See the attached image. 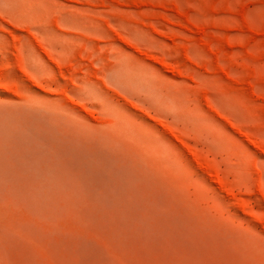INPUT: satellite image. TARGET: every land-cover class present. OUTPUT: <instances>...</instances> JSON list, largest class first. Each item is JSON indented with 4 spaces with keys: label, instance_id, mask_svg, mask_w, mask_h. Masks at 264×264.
I'll return each mask as SVG.
<instances>
[{
    "label": "rangeland",
    "instance_id": "obj_1",
    "mask_svg": "<svg viewBox=\"0 0 264 264\" xmlns=\"http://www.w3.org/2000/svg\"><path fill=\"white\" fill-rule=\"evenodd\" d=\"M0 264H264V0H0Z\"/></svg>",
    "mask_w": 264,
    "mask_h": 264
}]
</instances>
